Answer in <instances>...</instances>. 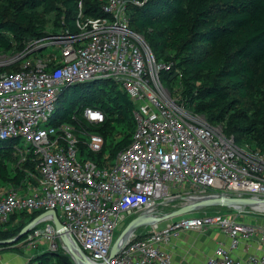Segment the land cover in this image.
<instances>
[{
	"label": "built area",
	"instance_id": "1",
	"mask_svg": "<svg viewBox=\"0 0 264 264\" xmlns=\"http://www.w3.org/2000/svg\"><path fill=\"white\" fill-rule=\"evenodd\" d=\"M144 2L106 0L104 14L94 17L84 14L80 1L76 32L31 40L15 61L18 68L0 71V140L12 141L14 167L22 174L19 185L0 190V229L25 221L27 245L45 242L77 264H176L165 247L183 232L220 228L230 245L219 244L204 264H264V254L246 260L232 254L255 238L264 247L263 225L243 220L239 215L249 214L236 209L225 216L205 211L221 195L263 201L264 151L237 143L164 86L161 74L173 63L156 58L130 26L129 7ZM49 46L59 55L41 56ZM102 80L118 83L135 105L131 142L107 164L84 154L102 149L100 134L76 125V115L71 122L55 118L66 89ZM82 117L88 125L105 119L93 107ZM183 197L193 202L179 201ZM186 207L185 214L204 216L172 221ZM257 207L264 209L263 203ZM46 211L56 212L62 229L52 215L41 216ZM21 213L28 217L11 220ZM130 216L140 223L131 225L110 257L115 232Z\"/></svg>",
	"mask_w": 264,
	"mask_h": 264
},
{
	"label": "trees",
	"instance_id": "2",
	"mask_svg": "<svg viewBox=\"0 0 264 264\" xmlns=\"http://www.w3.org/2000/svg\"><path fill=\"white\" fill-rule=\"evenodd\" d=\"M80 1L85 15L104 14L106 0H0V51L12 44L24 48L29 41L48 36L43 24L47 14L55 15L58 32H76ZM144 1L143 5L129 7L130 26L144 36L156 58L173 63L161 78L165 84L180 81L182 88L176 93L179 103L205 115L212 125L222 124L224 133L237 143L249 142L264 151V0ZM18 66L16 63L1 71L12 72ZM87 107L102 111L104 122L86 124L82 114ZM134 109L118 83L91 81L65 90L55 118L71 122L76 115V125L100 134L104 144L99 152H85L84 146L82 150L89 160L107 164L131 142ZM119 126L123 137L106 157L108 144L119 135ZM12 149V141L0 140V190L16 187L22 179L14 167L17 156ZM27 217L21 213L11 220ZM25 224L20 221L9 230L0 229V239L16 237ZM27 237L23 235L11 248L27 245ZM30 264L75 263L59 251L44 250Z\"/></svg>",
	"mask_w": 264,
	"mask_h": 264
},
{
	"label": "rangeland",
	"instance_id": "3",
	"mask_svg": "<svg viewBox=\"0 0 264 264\" xmlns=\"http://www.w3.org/2000/svg\"><path fill=\"white\" fill-rule=\"evenodd\" d=\"M43 24H44L45 32H46L47 35H52V34L58 33L59 30H58V28L55 25V15L54 14H47L44 17V19H43ZM31 42L32 41H29L28 43H26L24 48H20L19 45L12 44L9 47V49L1 50L0 51V71L1 70H9V68L14 63H16L15 61H17L19 58H21L25 54V52L23 50L27 46H29L31 44ZM50 54L59 55V50L56 47H54V46H49V47L43 49L40 52L41 56H43V55L44 56H49ZM99 84L103 85L102 83H99ZM164 86L171 93H175V94L182 88V85H181V83H180V81L178 79H175L172 82H169L167 84L164 83ZM200 115L202 116V118H204V119L206 118L205 115H203V114H200ZM216 126H219V127L223 128L222 124H219V125H216ZM117 130L119 132V135H117L115 137V139L111 140L110 143L108 144L109 146H108V149H107V153L105 154L106 157H110V153L113 150L114 144L116 142H119L121 140V138L123 137L122 127L121 126L117 127ZM20 142H19V144H20ZM238 143L241 144V145L248 144L249 146H251L249 142L238 141ZM205 211L210 216L216 215L217 212H221L223 214V216L228 215L230 213L237 214V211L235 209L229 210V209H225L224 207H221V208H209V209H206ZM202 216H204V212H198V213L190 212V213H187V214H184V215H179V216L175 217L174 219H172V221H179V220H181L183 218L202 217ZM239 216H241V218L243 217V215H239ZM133 219H134V217L130 216V218H127L126 220H124L121 223V225L117 228V230L115 232V236H114V240L115 241L121 235V233L125 229V227ZM167 222L168 221L162 222L160 224V228L163 229ZM16 225H18V223ZM14 227L15 226H12L11 228H14ZM9 229H10V227H6L5 228V230H9ZM208 232H209V234L206 233L205 235L208 234L209 238H212L214 234H216L217 238H219V237L222 238V237L226 236V233L220 228H215V229L212 228V229H209ZM0 240H6V239H0ZM194 241L199 246H203L202 244H204V246H206L207 248H210V246H211V242H208V240H206V242H205L199 237H196V239ZM36 245L37 244H35V245L34 244L33 245L32 244L25 245L23 243V244H20L18 246V249L11 248L12 246H10V245L5 246V248H1L0 249V253L3 252V254L5 256V260H4L5 262L2 260V261H0L1 264H30V263H32L33 260H34L35 255L40 254L44 250H48V245L45 242L43 244H38L37 246ZM38 246H40V247H38Z\"/></svg>",
	"mask_w": 264,
	"mask_h": 264
},
{
	"label": "crops",
	"instance_id": "4",
	"mask_svg": "<svg viewBox=\"0 0 264 264\" xmlns=\"http://www.w3.org/2000/svg\"><path fill=\"white\" fill-rule=\"evenodd\" d=\"M242 218L243 220L251 221L253 223H257L259 225L264 226V216L256 215V214H249V215L243 216ZM208 231L209 229L206 232L205 231H195V230L185 231L172 244L166 246L165 249L168 250L172 254L173 261L176 264H204L207 258L210 257L214 253L215 248L219 244L223 243L226 246H229L231 242L230 238L227 235L222 238L220 237L217 238L216 234H214L212 238H209ZM206 233L208 234L205 235ZM196 237L201 238L205 242L206 240H208V242H211L210 248H207L206 246H204V244H202L203 246H199L194 241ZM232 254L234 257L240 258L241 260H246L251 255L264 254V247L258 245V240L257 238H255L248 242H245V241L242 242L239 248L232 251ZM2 260L3 261L5 260V256L3 252L0 253V261Z\"/></svg>",
	"mask_w": 264,
	"mask_h": 264
},
{
	"label": "water",
	"instance_id": "5",
	"mask_svg": "<svg viewBox=\"0 0 264 264\" xmlns=\"http://www.w3.org/2000/svg\"><path fill=\"white\" fill-rule=\"evenodd\" d=\"M212 197V196H209ZM179 201L182 202H189L192 203V198H188V197H183L181 198ZM209 204V208H221L224 207L225 209H236L237 211H239L240 213H247V214H256V215H261L264 216V209L261 210H256L258 209V205H260V203H263V207H264V199L263 201L259 202L257 200L254 199H250V198H246V197H226L224 195H221L219 198L213 200H209L208 201ZM194 205H197V203H195ZM242 206V207H241ZM255 207V208H254ZM191 207H186V208H182L176 212H174L171 216H179L182 214H185V212L187 210H189ZM43 215H52L54 218V222L55 225L57 226L58 229H62V225L57 217V214L55 211H46L45 213H43L41 216ZM134 219L125 227V229L122 231L121 235L117 238L115 245L110 253V257H113L117 250H118V246L124 242L125 240V233L127 232V230L131 227V225H133L134 223L138 222L140 220V217L138 216H133ZM28 233L27 229H23L22 232L17 235L16 237L10 238V239H6V240H0V247H4L6 245H13L15 244L23 235H26ZM81 253V256L86 259V256L84 253H82V251H79ZM75 264L76 261H74Z\"/></svg>",
	"mask_w": 264,
	"mask_h": 264
},
{
	"label": "bare ground",
	"instance_id": "6",
	"mask_svg": "<svg viewBox=\"0 0 264 264\" xmlns=\"http://www.w3.org/2000/svg\"><path fill=\"white\" fill-rule=\"evenodd\" d=\"M160 215L159 214H157V216H155V217H150V218H146L145 220H144V224H147L148 222H150V221H152L154 218H157V217H159ZM138 223H140V222H138ZM137 223V224H138Z\"/></svg>",
	"mask_w": 264,
	"mask_h": 264
}]
</instances>
